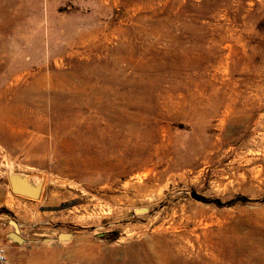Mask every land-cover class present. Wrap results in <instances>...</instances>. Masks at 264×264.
Listing matches in <instances>:
<instances>
[{"label":"rangeland","instance_id":"obj_1","mask_svg":"<svg viewBox=\"0 0 264 264\" xmlns=\"http://www.w3.org/2000/svg\"><path fill=\"white\" fill-rule=\"evenodd\" d=\"M0 111L6 264H264V0H0Z\"/></svg>","mask_w":264,"mask_h":264},{"label":"water","instance_id":"obj_2","mask_svg":"<svg viewBox=\"0 0 264 264\" xmlns=\"http://www.w3.org/2000/svg\"><path fill=\"white\" fill-rule=\"evenodd\" d=\"M9 183L13 194L29 198L32 200H38L41 197L43 191V182L39 179L24 175L21 173H11L9 176ZM147 211V209H142ZM10 225L13 227V231L7 235V240L11 244L26 245L33 243V241L26 240L19 231V227L16 221H10ZM73 239L71 233H61L56 239L47 238L44 239V243L51 244L54 242H69Z\"/></svg>","mask_w":264,"mask_h":264},{"label":"crops","instance_id":"obj_3","mask_svg":"<svg viewBox=\"0 0 264 264\" xmlns=\"http://www.w3.org/2000/svg\"><path fill=\"white\" fill-rule=\"evenodd\" d=\"M24 197L15 195L12 193L11 191V186L8 183H0V207H3L6 205L7 201H12L15 205L13 206L14 208L19 207L18 205L21 203V201L19 199H23ZM11 210V208H9ZM1 219V216H0ZM2 223H0V242L3 243V245H5V247L8 250H12L14 244L9 243V241L7 240V235L9 233V231L5 230V228H3V225H1ZM5 242V243H4Z\"/></svg>","mask_w":264,"mask_h":264},{"label":"trees","instance_id":"obj_4","mask_svg":"<svg viewBox=\"0 0 264 264\" xmlns=\"http://www.w3.org/2000/svg\"><path fill=\"white\" fill-rule=\"evenodd\" d=\"M196 199L205 203H215L217 205H221V202L219 200H208L206 198H203L201 196H196ZM234 201H240L242 203H246L248 202V199L246 197L240 196L237 199H235Z\"/></svg>","mask_w":264,"mask_h":264},{"label":"built area","instance_id":"obj_5","mask_svg":"<svg viewBox=\"0 0 264 264\" xmlns=\"http://www.w3.org/2000/svg\"><path fill=\"white\" fill-rule=\"evenodd\" d=\"M7 261V250L4 246L0 245V264H6Z\"/></svg>","mask_w":264,"mask_h":264},{"label":"bare ground","instance_id":"obj_6","mask_svg":"<svg viewBox=\"0 0 264 264\" xmlns=\"http://www.w3.org/2000/svg\"><path fill=\"white\" fill-rule=\"evenodd\" d=\"M50 78V77H49ZM46 84V83H45ZM50 84V83H49ZM45 86V85H44ZM52 90V89H51ZM53 101V100H52ZM1 112V111H0ZM170 248H171V246H170ZM151 251V250H150ZM172 251V250H171ZM158 253V252H157ZM154 254V253H153ZM157 261V260H156ZM148 263V262H147ZM157 263V262H156ZM164 264V263H163Z\"/></svg>","mask_w":264,"mask_h":264}]
</instances>
